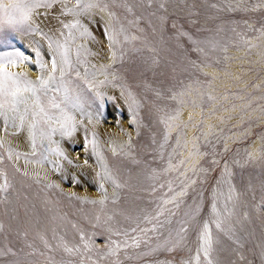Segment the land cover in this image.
Listing matches in <instances>:
<instances>
[{
  "label": "rangeland",
  "instance_id": "rangeland-1",
  "mask_svg": "<svg viewBox=\"0 0 264 264\" xmlns=\"http://www.w3.org/2000/svg\"><path fill=\"white\" fill-rule=\"evenodd\" d=\"M24 1L26 0H6V2L0 0V4L19 3ZM93 1L96 3L97 7L105 9L110 24L113 25V22L115 23V32L113 28L111 30L112 35L117 38L112 44L115 49L112 69L115 72L114 78L117 74L120 75V77L128 74L130 72L128 67L129 60L138 56L142 51L145 53L148 52L152 58L155 59H160L162 57L160 50L162 44L158 42L155 43L151 38L146 36L148 34L146 31L148 23L155 22L156 20L155 23L161 22L160 24L163 25L162 27L165 26L164 28H167L170 33L181 34L183 37L182 40L176 42V47H178L186 60V73L182 75L178 71H175L170 74L172 76L171 83L164 82L159 78L147 77L141 80L143 86L148 89V99L152 104L150 111L146 115L147 118H144L146 120L151 119L156 121L159 125L157 130L151 126L150 122L149 128L143 129L142 131L140 130L141 132L137 129V134H134L135 136L132 135V137L130 136V141L127 144L130 151L132 150L134 154H136L135 159L137 157V159H139V152L135 153L133 147H135L136 144L138 146L147 144L144 143L140 136L145 135L146 139L149 138V140H152L156 134L155 141L152 140L151 142L157 144L148 148L146 152L147 156L145 155L144 157L145 160L152 159L147 173L156 176V181L154 180L150 183L155 184L156 188L154 186L152 187L153 190L147 191L144 194H139L137 197L139 202L135 206V209H133L134 207L125 208V206L123 207L122 205L123 202L126 203V195L128 194L124 185L125 183L118 181L116 183V180H112L110 186L113 188V193L109 192L107 194L108 196L106 195L104 198L98 197L96 198L97 200H90L95 201V203H91L93 204L92 212H94L95 222L92 221V223L87 224L81 222L78 215H69L67 218V227H58L55 215L51 211L53 210L55 201L52 199V193L50 194L46 188V184L50 186L52 191H55V187L51 181L46 180V172H43V169L38 166L37 160H35L37 151L30 154L28 158L30 157L31 159L27 158L21 167L9 160H4L5 153L0 145V171L7 172L5 175L7 187L4 188L6 192L2 191L3 188L0 187V202L1 204L6 203L9 208H7L9 210V216L8 219H6L7 223H5L3 227H0V245H3L0 246V262H2V264H194V253H197V264H209L208 261H210L211 264H223L217 259H207L200 249L198 242L200 241V227H202L205 220L210 221L213 230L212 237L215 235L214 239L211 237L214 241L210 239L212 245L219 242L215 239L217 238L216 233H219L220 236L222 235V238L226 242L233 241V235H231L233 232V222L231 221L233 213L231 208L232 199H229L230 195V197H232L230 182L235 183L234 176L244 178V174L246 173L245 168L249 167L248 165H250V162L245 159L244 154L241 152V145H246L250 142L252 136L244 137L240 139L239 142L234 143L231 146L232 149H230V153L224 152L222 146L217 144V141L211 142L212 144L207 142V145H202L203 143H200L202 141H199L201 146H199V150H201L200 159L194 162V164L197 163L186 176L182 177L183 179H177V182L170 187L168 183L172 175H167L169 171L166 172L165 168L168 159L171 158L174 160V163L177 162L180 156L177 148L180 143L178 144L175 141H178V136L183 133L182 122L177 123L173 118L175 117L173 114L176 115L178 110L180 112L181 107L184 105L191 106V108L194 109L197 105L194 107L193 105L199 102L201 104L200 109H203L202 112H200L203 114L201 117L203 120L204 113L207 112L206 109H210L212 104L217 103V101L214 100L216 93H218L216 92L217 89H226L224 92L225 94L228 92L229 100L233 99L230 95L235 93H241L242 95L239 97L236 96L234 100L245 96V99H252L254 95H257V100H255L252 105H255L259 99L263 98L264 80L257 82V79H255L249 82V79L246 81L248 83L241 84L239 82L237 84L238 86L234 89H231L234 86L229 87L228 85L231 81H236L237 79L232 73V65L234 62L238 64V66H234L240 73L238 79H243V77L251 73V71L258 74V76L264 74L263 68H257L258 63H253L251 58L252 54L261 51V48L264 47V0ZM145 21H148V23ZM212 24L215 25V28L211 27L213 26ZM27 25H29L28 21L21 24V26L24 27ZM217 26L218 28H216ZM149 29L152 30L151 32L155 31V27H150ZM190 29H192L193 32H191L192 30ZM17 31L14 23L8 22L7 18L0 19V53L20 50L17 46L18 42L15 39ZM204 31L206 34H203ZM194 32L197 33L194 34ZM213 35L215 36L213 37ZM184 37H187L189 42H185ZM254 42L256 43L254 45L257 46L255 48L252 47ZM235 47L236 49H242V53H231L230 50L233 48L235 49ZM81 58L83 59V55H81ZM242 59L246 60V62H242ZM11 65L13 66V64ZM8 66H10V64L4 66L6 71L13 73L17 71L16 67L10 69ZM205 67L214 69L216 71L215 74H211L205 70ZM245 67H247L246 70H250V72L243 75ZM64 79L67 85L78 87L77 89L84 93L83 96L89 99L88 104L93 106V111L101 109V105L97 101H92L93 94L88 86H86L87 83L78 77L77 74L75 75L73 72H69L65 75ZM221 80L228 82V84L225 85L226 87H217L220 85L219 82H221ZM255 83L257 87L253 85ZM251 86H253V89ZM211 89L213 92H211ZM227 102L228 101L225 100V102L215 104L214 106L218 108ZM260 103H262V101ZM108 117L111 118L110 115H108ZM191 117L192 116H190V118ZM202 124L203 121H201L200 126ZM200 129L201 127L196 131V135L198 136H201L199 135ZM151 130L153 133H151ZM260 134L264 135V125L260 127ZM136 135H138L139 138L136 139ZM254 137L255 136H253V138ZM198 139L201 140L199 137ZM214 148H216V150ZM104 152L105 154H109L110 150L105 147ZM263 152L264 148L261 155ZM221 153H224L223 156H221ZM223 159H225V164ZM237 159L239 162L235 161ZM231 160L234 161V163L231 162L232 166L233 164L234 166L228 169L225 165ZM261 160L262 157L260 156V161ZM194 167L197 169L195 170ZM190 176H192V178ZM227 176H229L230 180ZM175 180L176 179L172 182ZM228 183L230 185H228ZM222 184H224L225 188L222 187ZM159 185H163L164 188L156 190ZM22 187L24 189H22ZM176 187H179L178 189H184L183 192L175 195L176 197L174 199L168 198L171 196L173 188ZM214 188L215 190H213ZM226 190H228V192ZM243 190V188L240 189L239 193ZM220 191L222 192L220 193ZM216 192L218 193L216 194ZM115 193H118V195ZM221 195L225 197L223 198ZM12 196H14L13 199ZM213 196L216 197V203L218 202L216 206H219L216 207L219 211V219L216 223L213 221V213H211L212 208H210L214 201ZM166 198L167 200H165ZM104 199L106 201H104ZM219 200L222 201L219 202ZM77 201L84 202L79 198H77ZM223 201H225V204ZM253 204L257 207L258 202L253 201ZM36 207H38L39 210ZM188 209L190 210V216L187 215ZM131 211L136 215H132ZM259 211L264 218V209H260ZM195 214H198L196 222L193 219V215ZM225 220L226 222H224ZM217 225H219V227H217ZM8 244H12L10 245L11 247ZM5 246H7V248ZM69 249L71 251H69ZM213 250L214 248L211 247L209 254H212L211 251ZM10 258L13 259L11 260ZM229 259L230 257L227 258L224 264H231Z\"/></svg>",
  "mask_w": 264,
  "mask_h": 264
},
{
  "label": "bare ground",
  "instance_id": "bare-ground-1",
  "mask_svg": "<svg viewBox=\"0 0 264 264\" xmlns=\"http://www.w3.org/2000/svg\"><path fill=\"white\" fill-rule=\"evenodd\" d=\"M4 2H6V0H4ZM75 2L76 0H67L69 7H72ZM86 2H91L96 5L93 0H86ZM19 3L27 4L31 3V0ZM60 7L61 6L57 4L53 9H38V14L33 15L31 20L28 21L29 25L26 27L21 26L22 23H14L15 28L18 30L15 34V39L18 42L17 46L20 49L19 51L22 52L27 59L24 62L16 61L13 66L10 64L8 67L10 69L16 67L17 71H15V73L21 80L27 79L36 81L37 77L47 79L49 72H51V61L55 58L57 62V71L54 73L55 80L49 83L48 88L45 91L39 93L40 105L44 108V113H39L38 109L33 104V98L30 93L24 94L27 97V103L17 104L15 111L11 110V106L0 110V112L3 113L0 114V145L5 153L4 160H9L21 167L28 156L34 151H37V157L35 160H37L38 166L43 169V172H46V180L51 181L55 187V191H52L50 186L46 184V188L50 194L52 193V199L55 201L53 204V210L51 211L55 215L57 226L67 227V218L69 215H78L81 222L87 224L92 223V221L95 222L93 215L94 212H92L93 204L89 201L98 197L104 198L109 192H112L113 188L110 186L112 180H116V183L117 181L125 183L124 185L128 191V194L126 195V203L123 202L122 204L125 208L134 207L133 209H135V206L139 202V199L137 198L138 195L153 190L152 187H154L155 184L150 183L154 180L156 181V176L147 173V169H149L152 159L145 160L144 157L148 148L155 144V142L153 143L151 141H155L156 134H153L154 138L152 140H149V138L146 139L145 135L140 136L144 143L147 144L144 146L143 144L140 146L136 144V146L133 147L135 153L139 152V159H137L138 157L135 159L136 154H134L132 150L130 151L127 147V144L130 141V136L132 137V135L137 134V129L142 131L143 129L149 128L150 122L151 126L156 130L159 126L156 121L151 119L146 120L144 118L150 111L152 104L148 99V89L143 86L141 80L149 77L155 79L159 78L164 82L171 83L172 76L170 74L175 71H178L182 75L186 73V60L182 56L178 47H176V42L183 38L181 34L170 33L167 28H164L165 26L162 27L163 25L160 24V19V23H155L156 20L155 22L149 21L152 23L145 21L148 23H146V31L148 32L146 36L151 38L155 43L158 42L162 44V47H160L162 57L160 59H155L152 58L148 52L145 53L139 51L140 54H138V56L129 60L128 67L130 72L122 77L117 74L114 78L115 72L112 69L114 60L113 53H115V49L112 44L117 38L112 35L111 30L113 28V31L115 32L116 28H114V22L113 25L110 24L105 9L96 6L81 11L79 15H61ZM76 19L87 28L90 35H81L83 29H73L72 34L69 35V30L63 28L61 22L71 23ZM214 26L215 25L211 27ZM150 27H155V31L151 32L152 30L149 29ZM216 28H218V26ZM106 32L112 36L111 45L105 34ZM191 32H193V30ZM196 33L194 32V34ZM203 34H206L205 31ZM215 35H213V37ZM184 38L185 42H189L187 37ZM254 44L256 43L254 42L252 47H257ZM261 49V51L252 54L251 58L253 63H258L257 68H263L264 70V47ZM37 51L40 53L39 60L47 66L43 69L36 63L38 59L36 57ZM242 51V49H236V47L235 49L233 48L230 50L233 54H240ZM65 53L69 60L68 65L62 63V54ZM81 55H83V59L81 58ZM244 61L246 62V60L242 59V62ZM235 65L238 66V64L234 62L232 65V73L237 79L236 81H231L229 83V87L234 86L231 89L236 88L239 82L241 84L248 83L246 81L249 79V82H252V80L254 81L255 79H257V82L264 80V74L258 76V74H255V72L252 71L247 74L250 72V70H246L247 67H245V70L243 71V75H247L243 77V79H238L240 73L237 71V68L234 67ZM61 67L64 68L63 77H61L59 70ZM205 70L211 74H215L216 72L214 69H210V67H205ZM69 72H73L75 75L77 74L78 77L87 83L86 86H88L93 94L92 101H97L101 105V109L93 111V106L88 104L89 99L83 96L84 93L78 90V87H71L66 84L64 77ZM224 82L225 81L221 80V82H219L220 85L217 87H226L225 85H227L228 82ZM253 85L254 87H257L256 83ZM251 88L253 89V86H251ZM218 90L219 89L216 90L218 93H216V96L214 97V100L217 101L215 104H220L225 102V100L228 102L218 108L214 106L215 104H212L210 109H206L207 112L204 113L203 120L201 118L203 114L200 113L203 109H200L201 104L199 102L193 105V107L197 105L194 109L191 108V106L184 105L181 107L180 112L178 110L176 115L173 114V116H175L173 118L177 123L182 122L183 133L178 136V141H175L178 144L180 143L177 148L180 154L177 162L174 163V160L171 158L167 160L165 170L166 172H169L166 174L172 175L171 180L168 178L170 180L168 185L170 187L173 186V184L177 182V179L186 176L193 169V166L197 163L194 164V162L198 161V159H200L199 156H201L199 141H202L200 142L203 143L202 145H207V142L213 143L214 141H217V144L222 146L224 152L230 153V149H232L231 146L234 143L239 142L240 139L244 137L252 136L250 142L246 145H241V152L244 154L245 159L250 162V165L245 168L246 173L244 174V178L234 176L235 183L230 182L232 197H230L231 195L228 193L230 195L229 199H232V201H229L232 202L231 208L233 211L231 219L233 222V232L232 234L230 232V234L233 235V241L226 242L222 238V235L220 236L219 233H216L217 238L215 239L219 241L217 244H204L201 236L202 233L205 232V224H207V235L210 239L213 232L212 224L210 221L205 220L202 227H200V241L198 242L200 249L207 259H217L224 264L227 258L230 257L229 260L231 264H264V218L259 211L260 209H264V152L261 155L264 148V135L260 134V127L264 125V95L263 98L255 103V105H252V103L257 100V95H254L252 99H245V96L234 100L236 96L239 97L242 95L241 93H235L230 95L233 99L229 100L228 92L227 94L224 92L226 89ZM211 92H213L212 89ZM261 101L262 103H260ZM53 103L59 107H53ZM26 108L27 112L25 111ZM34 112L37 113L35 117L36 127L30 129L29 125L33 123ZM108 115H110L111 118L108 117ZM5 116L7 117V121H5ZM21 116L24 117L23 124H21ZM190 116L192 117L190 118ZM201 121H203V124L200 126ZM199 127H201L199 130V135L201 136L196 135V131ZM69 131L70 134H67ZM151 133H153V131ZM32 136L35 137V147L32 145ZM197 136L201 138V140H199ZM253 136L255 137L253 138ZM137 138H139L138 135H136V139ZM105 147L110 150L109 154H105ZM214 149L216 150V148ZM223 154L224 153H221V156H223ZM260 156L262 157L261 161ZM223 160L225 164V159ZM235 161H238V159ZM231 162L234 163V161L231 160L230 162H227L225 167L230 169L232 166ZM6 173L7 172L0 171V187L3 188L2 191H4L3 186L7 183L5 176ZM190 177L192 178V176ZM227 177L229 178V176ZM174 179L176 180L172 182ZM230 184L228 183V185ZM101 185H103V190H101ZM222 187H224V184H222ZM161 188H164L163 185H159L156 190ZM178 188H173L174 191L172 190L171 196L168 198L174 199L176 197L175 195L183 192L184 189L182 190L181 188ZM242 188L244 190L239 193V190ZM22 189L24 188L22 187ZM213 190H215V188ZM226 191L228 192V190ZM221 192L222 191H220V193ZM217 193L218 192H216V194ZM115 194L118 195V193ZM13 197L14 196H12V199ZM77 198L84 202L77 201ZM215 198L216 197L213 198L214 201L210 208H212L211 213H213V221L216 223L219 219V211L216 207L219 206H216L218 202L216 203L217 200ZM105 199L104 201H106ZM165 200H167V198ZM220 201L222 200H219V202ZM253 201L258 202L257 207L253 204ZM224 202L225 201H223V203ZM7 208L8 205L6 203L1 204L0 202V227H3L5 223H7L6 219H8L9 216V208ZM36 208L38 209V207ZM132 212L133 211H131V213ZM132 215L134 214L132 213ZM187 215L190 216L189 209ZM193 216V219L196 222L198 214ZM224 222H226V220ZM214 237L212 238L214 239ZM5 247L7 248V246ZM211 247H213L214 250L211 251L212 254H209ZM204 248H207V252H205ZM196 259H198L197 253H194V264H197ZM0 263L2 264V262Z\"/></svg>",
  "mask_w": 264,
  "mask_h": 264
},
{
  "label": "snow or ice",
  "instance_id": "snow-or-ice-1",
  "mask_svg": "<svg viewBox=\"0 0 264 264\" xmlns=\"http://www.w3.org/2000/svg\"><path fill=\"white\" fill-rule=\"evenodd\" d=\"M57 4L60 7L61 15H79L81 11L96 7L97 5L86 2V0H76L75 4L72 7L68 6L67 0H31V3L21 4V3H10V4H0V19L7 18L10 23H25L33 17L34 14H38V9H53ZM63 28L69 30V35L72 34L73 29H83L81 35H90L87 28H85L78 19L74 20L71 23H63ZM110 41L112 42V36L107 32L105 33ZM62 47V46H61ZM115 53H113V58ZM36 57L38 58L36 63L40 65L43 69L47 67L40 60V53L36 52ZM27 58L22 52L12 51L0 53V110L6 109L11 106V110H16V105L19 103H27V97L25 93H30L33 98V104L38 109L39 113H44V108L40 105V96L39 93L45 91L48 88L50 82L55 80L54 73L57 71V62L53 58L51 61V72H49L47 79L43 77H37L36 81L31 80H21L16 73L9 72L5 70V65L14 64L16 61L24 62ZM62 63L64 65L69 64L66 53L62 54ZM61 77L64 75V68L60 69ZM22 75V74H21ZM53 107H59L55 103L52 104ZM27 112V108L25 109ZM0 114H3L0 112ZM37 113H33V123L29 125L30 129L36 127L35 117ZM21 124H23L24 117H20ZM5 121L7 117L5 116ZM63 127V125H62ZM70 134V131L67 133ZM32 145L35 147V137L32 136ZM4 188L7 187L5 184ZM103 190V185L100 186ZM90 203H95V201H89ZM219 227V225H217ZM201 239L204 244H210V237L207 235V224H205V232L202 233ZM203 246V245H202ZM207 252V248H204ZM69 251H71L69 249ZM209 264L211 262L209 261Z\"/></svg>",
  "mask_w": 264,
  "mask_h": 264
}]
</instances>
